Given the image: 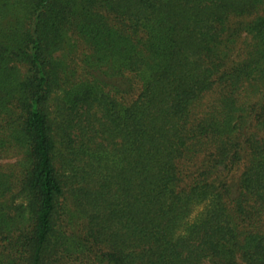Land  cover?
<instances>
[{"label": "trees", "instance_id": "trees-1", "mask_svg": "<svg viewBox=\"0 0 264 264\" xmlns=\"http://www.w3.org/2000/svg\"><path fill=\"white\" fill-rule=\"evenodd\" d=\"M8 159L0 264H264V0H0Z\"/></svg>", "mask_w": 264, "mask_h": 264}, {"label": "rangeland", "instance_id": "rangeland-1", "mask_svg": "<svg viewBox=\"0 0 264 264\" xmlns=\"http://www.w3.org/2000/svg\"><path fill=\"white\" fill-rule=\"evenodd\" d=\"M80 48V47H79ZM74 48V50H66V51H63V52H58L56 53V57H59L61 54L64 55V53H72L73 51L74 52H79L81 51V48ZM61 57V56H60ZM58 96L59 95H62L60 93V91L57 93ZM8 161H11V160H1L0 162H8ZM14 161V159L12 160ZM62 171V169H61ZM66 200L64 201L63 199V218L66 220V224H67V227L69 229V231H71L72 233H75V234H78L81 232L82 228H83V222H84V218L81 216V214H79L78 211H76V209L74 208L72 202H71V197L73 196V193L71 192V189L70 188H67L66 189ZM203 209L202 206L198 207L195 212H194V216L193 217H196V215H198L199 212H201ZM241 262V261H240Z\"/></svg>", "mask_w": 264, "mask_h": 264}]
</instances>
